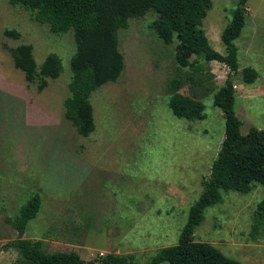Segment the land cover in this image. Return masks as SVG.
<instances>
[{
  "label": "rangeland",
  "instance_id": "374dc122",
  "mask_svg": "<svg viewBox=\"0 0 264 264\" xmlns=\"http://www.w3.org/2000/svg\"><path fill=\"white\" fill-rule=\"evenodd\" d=\"M211 1L201 29L224 54L221 34L238 0ZM246 8L245 26L234 41L242 134L264 130V0H248ZM156 18L149 11L118 31L123 71L92 92L94 130L83 137L63 114L75 52L72 30L56 34L31 9L0 0V264L17 258L15 249H3L17 237L6 218L17 216L34 196L39 207L24 240L41 241L47 252L74 251L85 261L116 254L148 264L159 249L178 243L224 138L223 114L212 98L229 71L202 59L196 71L179 68L177 39L164 44L150 29ZM6 30L18 32L19 39L5 36ZM21 44L32 48L37 67L49 54L61 61L60 76L42 91L38 79L28 83L14 68L10 49ZM246 67L257 72L252 84L243 82ZM176 76L183 80L173 94L169 85ZM172 95L201 101L204 116L175 115ZM222 197L223 203L205 210L194 240L242 264H264V226L255 239L250 236L264 186L253 183L248 194L229 191Z\"/></svg>",
  "mask_w": 264,
  "mask_h": 264
},
{
  "label": "trees",
  "instance_id": "16d2710c",
  "mask_svg": "<svg viewBox=\"0 0 264 264\" xmlns=\"http://www.w3.org/2000/svg\"><path fill=\"white\" fill-rule=\"evenodd\" d=\"M248 0H238L232 11V19L221 34L225 53L216 52L201 29L202 21L211 7V0H10L35 12V19L49 25L52 32L64 34L72 30L75 52L70 59L71 79L69 96L64 100V117L80 136H88L94 130L93 107L90 101L94 90L116 81L124 67L123 56L118 49V31L128 27V20L142 18L153 11L157 18L150 25L166 45L176 37L175 62L179 68L198 69V60L217 62L228 69L221 87L213 94V105L222 111L224 138L213 160L210 173L201 182V193L190 207L178 243L161 248L148 264H242L226 257L211 244L194 240V231L204 221L207 208L223 203L222 192L233 191L248 194L252 184L264 186V130L251 128L242 134L241 120L235 112L233 76L238 73V49L234 41L245 26ZM5 36L19 39L16 31L6 30ZM14 68L21 71L28 83L38 79V90L47 87L49 80L57 79L62 72L59 57L49 54L37 67L32 48L21 44L10 49ZM242 79L252 84L257 72L249 67L242 70ZM180 76L169 85L176 94L181 87ZM206 90H209L205 87ZM169 107L175 115L186 118L204 116V105L172 95ZM39 199L31 197L19 209L17 216L6 222L17 232L14 241L3 249L17 252L14 264H137L130 256L108 254L90 261L78 253L47 252L41 241L24 240L26 228L36 216ZM250 236L260 234L264 226V200L256 210Z\"/></svg>",
  "mask_w": 264,
  "mask_h": 264
},
{
  "label": "built area",
  "instance_id": "2783aa9c",
  "mask_svg": "<svg viewBox=\"0 0 264 264\" xmlns=\"http://www.w3.org/2000/svg\"><path fill=\"white\" fill-rule=\"evenodd\" d=\"M234 89H236V86H233Z\"/></svg>",
  "mask_w": 264,
  "mask_h": 264
}]
</instances>
